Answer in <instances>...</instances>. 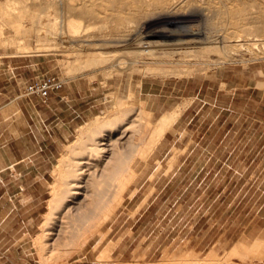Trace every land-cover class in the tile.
Wrapping results in <instances>:
<instances>
[{
	"label": "rangeland",
	"instance_id": "374dc122",
	"mask_svg": "<svg viewBox=\"0 0 264 264\" xmlns=\"http://www.w3.org/2000/svg\"><path fill=\"white\" fill-rule=\"evenodd\" d=\"M210 1L215 4L214 14L219 1ZM245 2L247 13L264 19V0ZM47 6V0H0V9L15 13L11 16L3 10L0 15V45L19 46L17 54L36 59L38 76L54 77L64 88L71 87V98L77 101L73 109L84 112V123L78 120L82 127L114 110L115 98L130 106L144 103L152 122L159 118L154 111L167 113L187 106L152 156L137 160V178L102 233L87 247L51 264L180 263L187 255L202 261L210 254L223 259L238 242L249 246L264 242V56L254 60L244 54L236 63L212 67L206 75L183 78L127 70L106 77L108 66L66 75V64H74L75 57L64 54L65 47L58 53L38 51L39 44L48 42L41 31L49 23ZM95 21L83 24L96 25ZM95 27L97 32L89 26L86 34H98L100 26ZM110 51L122 56L119 49ZM123 60L127 66L129 60ZM154 61L164 60L144 63L152 66ZM222 82H228V88ZM5 112L12 114L10 108ZM14 132L13 126L0 124V134ZM54 171L45 177V191L33 193L41 197L39 203L19 207L21 212L14 211L12 202L0 203V220L3 211L12 213L0 223V264L46 263L35 241L48 210ZM36 204L39 209L32 214ZM227 264L264 261L234 257Z\"/></svg>",
	"mask_w": 264,
	"mask_h": 264
},
{
	"label": "bare ground",
	"instance_id": "6f19581e",
	"mask_svg": "<svg viewBox=\"0 0 264 264\" xmlns=\"http://www.w3.org/2000/svg\"><path fill=\"white\" fill-rule=\"evenodd\" d=\"M217 1L218 11L212 14L210 0H47L49 23L41 31L49 43L39 44L38 51L58 53L65 47L63 53L75 57L74 64L67 62L66 75L108 66L106 77L122 70L191 77L236 63L244 54L254 60L264 56V19L247 13L245 0ZM90 20H97L98 34H86L89 26L97 32L95 23L83 24ZM213 54L217 59H211ZM123 58L129 60L127 66ZM156 58L164 61L145 65ZM185 105L152 122L144 103L130 106L115 98L114 110L79 129L53 173L48 210L36 237L44 262H59L101 232L137 178L135 163L152 156ZM234 257L264 261V242H238L223 259L187 255L180 263L155 264H227Z\"/></svg>",
	"mask_w": 264,
	"mask_h": 264
},
{
	"label": "crops",
	"instance_id": "0c3cea01",
	"mask_svg": "<svg viewBox=\"0 0 264 264\" xmlns=\"http://www.w3.org/2000/svg\"><path fill=\"white\" fill-rule=\"evenodd\" d=\"M3 10L15 15L11 9H0V15L5 14ZM18 47L0 45V124L17 129L11 136L0 134V203L5 206L12 202L14 211L21 212L19 207L39 203L41 197L33 193L45 191V177L52 174L85 120L84 112L73 109L77 104L71 98L73 89L64 88V84L60 90L52 91L47 101L24 94L26 85L46 77L38 76L32 55L17 54ZM222 84L228 88V82ZM8 108L11 116L5 112ZM164 113L153 112L159 117ZM78 120L83 122L78 124ZM38 206H32V214ZM11 214L3 211L0 223H5Z\"/></svg>",
	"mask_w": 264,
	"mask_h": 264
},
{
	"label": "built area",
	"instance_id": "2783aa9c",
	"mask_svg": "<svg viewBox=\"0 0 264 264\" xmlns=\"http://www.w3.org/2000/svg\"><path fill=\"white\" fill-rule=\"evenodd\" d=\"M63 83L54 77H46L43 80L29 84L25 87L24 94L26 96L39 97L43 101H47L52 91L60 90Z\"/></svg>",
	"mask_w": 264,
	"mask_h": 264
}]
</instances>
